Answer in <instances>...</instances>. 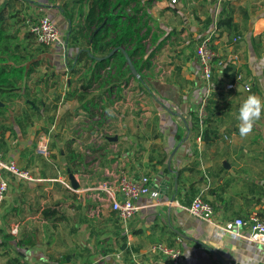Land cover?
<instances>
[{"label":"crops","instance_id":"0c3cea01","mask_svg":"<svg viewBox=\"0 0 264 264\" xmlns=\"http://www.w3.org/2000/svg\"><path fill=\"white\" fill-rule=\"evenodd\" d=\"M194 1L180 0L181 5H175L174 7L171 5L172 3L160 2L158 3V8L161 10L160 15L182 14L181 6L184 9L186 4L190 5ZM223 6H225L223 9L227 12H233L236 26L235 30L232 31L233 33L227 28H222L219 31L222 34L216 45L219 54L228 55L231 52L230 39L235 35L242 36L244 48L248 50L249 54H256L258 51L257 45L264 43L263 11L260 15L253 16L248 11L241 9L242 7L236 8L230 4H224ZM220 7L218 15L221 11ZM238 12L241 15L240 18L236 17ZM199 14L202 16L198 15V11L196 13L186 12V16L191 15L193 19L185 21L184 26H181V35L192 34L190 36L200 37L201 27L198 24L205 16L203 17L201 12ZM60 17L58 16V18ZM191 22L193 23L191 24ZM156 26L158 27L155 33L160 37V41L155 45L159 46L164 53L169 45L175 44V40L179 35L174 34L177 32L174 28L171 29L173 31H167L166 28L158 24ZM151 47L153 48L152 45ZM225 47H228V49L224 50ZM66 49L68 52V48ZM151 51L150 48L147 49L144 57L145 61L150 63V69L144 71L147 77L144 84L147 87L143 89L145 91L147 89L150 93L155 113L122 114L119 109L124 110L122 107L123 98L121 92L115 88L119 97L114 102V106L117 107L118 112L113 113L112 111L111 113L112 108L109 107V110L105 109L103 113H106L108 124H111V122L113 125L116 124V132L112 133L111 129H107L101 135V139L98 138V134L93 132L88 134L90 136L89 143L92 145L98 144L103 152L102 170L105 174L112 176L114 174L111 170L113 167L116 169L118 166H123L122 168H126L134 177L148 176L151 179V187L153 185L156 189H152L148 197L138 201L141 208L127 224L120 222L116 214L106 206L104 194L99 190L101 185L99 188L96 185L82 187L83 190L68 193L66 197H62L60 206L76 199L80 200V205L73 209L72 216L68 212L64 213L62 209L55 207L67 219L58 223L55 229L65 225V228L69 227L70 232H73L67 243H59L58 247L61 250L64 251L69 248V251L57 255L56 261H68L65 264H95L94 254L99 253L101 249V264H157L159 257L152 253V248L158 243H163L179 248L183 253L185 264H264L263 245L244 239H235L228 235H221L212 225L198 220L185 210V207H188L196 196H201L213 206L215 222L221 226H228L238 218L247 220L253 215L264 221V159L262 156L256 155V152L264 151V115L255 123L252 133L246 138H242L238 130V113H208L210 121L208 122L207 118L206 126L216 129L219 136L210 144H206L202 140L198 142L197 139L200 133L195 132L196 113H193L195 109H190L191 103H189V99L198 103L203 94L202 90H204V85L200 79L196 52L194 51L191 54L188 50L178 63L175 54L170 59L166 70H164L158 65L157 60L153 64L151 63L153 56L152 53L150 56ZM226 51L227 53H225ZM163 53L158 55L164 58ZM42 54L45 55L46 53L40 55ZM80 54L81 52L77 51L73 53L77 68L83 66L77 61ZM39 58L41 57L38 56L37 60ZM66 58L68 57L66 56ZM253 58L258 59L256 55H253ZM28 60L23 65L27 68L29 66L34 67V72L19 83L22 88L30 83L31 77L33 78L38 73V66L40 65L28 63ZM262 60L264 61V57L261 58ZM255 61L247 63L241 61L240 69L246 77L251 79L252 83L255 80L263 86L264 96V78L262 75L264 63L262 62V67H260L257 60ZM65 65V69L63 67L57 68L53 62L52 66L55 68L52 70L50 83L46 85L49 86V91H53L54 97H57L62 84L65 85L63 96L80 88L81 83L78 81V75L72 72L73 68L70 69ZM165 73L168 76L165 77ZM156 84L162 86L163 92ZM46 85L41 83L34 88L38 91ZM153 85H156L157 88ZM115 90L111 89L106 94L109 96ZM20 92L22 91L17 93L20 94ZM123 92H125V95L127 94L126 90ZM197 92L199 94L195 95ZM132 93L135 95L143 94L142 89L139 88L136 93L135 91ZM229 93L234 97H240L241 94L247 92L238 89L236 92ZM161 99L166 103L165 106ZM185 101L188 102L187 111L181 108ZM63 103L65 106H63ZM158 103L161 105L160 109H158ZM41 104V107L46 109L48 102L44 101ZM78 104L75 99H61L59 110L54 115V123L51 127H46L48 131L39 129L40 132L36 134V140L32 141V138L36 135L31 138V133H29L27 141L22 143L23 137H21L22 134H19L30 132V130L27 131L21 125L20 132L16 131L20 136V145L18 143L16 151L26 152V146L37 141H39V146L45 144L48 147L49 156L45 158L47 162L44 164L46 167H44V170L37 172L36 178L41 180L40 183L53 182V180H56V172L60 173L59 170H51V176H49L46 172L49 171L48 163L53 164L55 162L56 146L54 144L63 145L64 142L67 143V140H69L63 135H58V132L61 133L60 130L64 126L62 125L65 122L64 119L69 116L73 120L74 126V122L81 116L80 114L77 116L78 112L86 115L90 110L92 111V108H90L88 112L83 110L76 112L75 109ZM34 106L33 108L36 109ZM63 108H66L64 112ZM176 110H180V113L175 112ZM57 125L60 127L58 131L56 130ZM16 126L19 125L13 121L12 126L9 127V133L13 130V127L14 130H17ZM115 137L117 138L116 141L110 140V138ZM71 139L73 143L70 146L74 149L76 142L73 140L75 138L71 137ZM11 141V138H9V144H11ZM91 148L93 147L91 146ZM91 148L88 149V154L92 151ZM243 155H245V159L242 158ZM77 173L79 172L75 170V173L72 174L75 176ZM75 179L81 186L79 178L75 176ZM165 181H168L169 186L166 188L164 185V190H161V183ZM93 190L98 191V193H91L90 196L88 192ZM86 198H90L87 200L99 201L101 208L106 209L89 208L88 203L82 202ZM100 213L106 214V222L103 226L109 227L108 229L111 231L99 243L91 239L89 227L92 219L99 216ZM42 221L45 224H50L43 217ZM2 231L9 233V225L0 227V243L6 242L2 239ZM79 233H81V236ZM82 233H84L83 236ZM6 246L8 245L6 244ZM111 248L117 249V255H122L127 263H125V260L121 262L119 257H117L116 263L110 257L113 254L109 250ZM126 248L129 250L128 253ZM4 264H9V260L6 259Z\"/></svg>","mask_w":264,"mask_h":264},{"label":"rangeland","instance_id":"374dc122","mask_svg":"<svg viewBox=\"0 0 264 264\" xmlns=\"http://www.w3.org/2000/svg\"><path fill=\"white\" fill-rule=\"evenodd\" d=\"M72 1L73 0H49L46 2L41 1L43 3L33 6L17 2L13 5V9L8 12L7 16L9 36H7V38H4V41L1 43V45L5 49H10L11 51L17 50L16 53L21 55V57H24V60H28L30 58L28 60V63L33 62V64L37 63L36 65H40L38 66V73L35 74L33 78L31 77L30 83L26 84L25 87L20 89V91L22 92L18 94V99L9 101L4 96V94H0V132L5 131L4 139L6 142V145L4 147L2 146L0 150V152H2L1 159L5 162L9 161V158L14 159L16 161L17 167L21 171H28L29 175L32 178H36L37 172L44 170V167H46L44 164L47 162V160L45 159V157L38 153V147L40 145L39 141L33 144H31V142L28 146H26V152L16 151L18 143L20 141L19 135L22 134L21 137H23V139L21 142L25 143L27 141L26 139L30 135L29 133H31L32 138L33 135H36L40 132L39 129L48 131L46 127H51V125L54 123V115L59 110L60 100L65 98V96H63L65 89L64 84H62V88L59 89L60 91L58 90L59 92L57 97L53 96V91H49V86L46 84L50 83L52 70L55 68L54 66H52L53 62L55 63L57 68L63 67V69H65L64 64H66V67H69L72 63H75V61L73 62V53L76 51V49L74 50L73 43H71V40L69 38L71 34L69 32V23L68 21H66L67 19L63 16V14L59 11L60 6H63L65 4L70 6L72 4ZM164 1L168 2L169 4L172 3L171 5L173 7L175 5H181L180 0H178L177 2H173V0H149V2L146 4V10L150 12V16L152 19L148 17L142 19L140 24L141 28L139 30V34L143 36L146 34L147 30L150 29L149 37L148 39L143 41V45L145 46L146 50L150 48L153 51L151 63L153 64L154 61L157 60L158 65L161 66L164 70H166V67L169 65L168 63L170 62V59H172L175 54V57L178 58V63V61L182 60V57L185 53H187L188 50H190L191 54L194 53L198 41L214 28V23L216 22L215 19L219 16L218 9L220 6L221 11L223 7H225L223 6L224 4H230L236 8L242 7L241 9L248 11V13L252 14L253 16L260 15L262 11L264 13V0H195L194 2H191L190 5L186 4L184 9L181 6L182 14L175 15L174 13H171L167 15H160L161 10L158 8V3ZM188 8H190V10H188ZM76 9H78V6H76ZM191 11L195 13L198 11L199 16H202L201 14H199V12H201L203 14V17L205 16L204 19L200 20L201 23L198 24L199 27H201V30L199 31V38L190 36L192 34L185 36L181 35V26H184L185 21L187 22L193 19L191 15L186 16V12ZM126 14H129V12L126 11ZM42 15L48 16L50 19H52L58 26L61 33L60 42H56L52 46H43L39 44L35 37L29 32L28 21L34 17ZM9 16H11V18H9ZM58 16L61 17L58 18ZM236 17H241L239 12ZM192 23L193 22H191V24ZM156 24L163 28H166L167 31H173L171 29L174 28L178 32V34L177 32H175L174 34L179 35L175 40V44L169 45L164 53L158 48L159 46H154L153 48L151 47V43H153L152 39L154 37V33L157 31L156 29L158 27L156 26ZM105 33L108 35L110 34V32L108 31H105ZM232 36H234V34H232ZM155 44L157 45V43ZM79 46L86 48L87 44L82 42L81 44H79ZM257 46V53L249 54L248 50L244 48L243 39L241 43H239V45L235 46L233 49L236 52H239L241 61L243 63H247L250 61L256 62L255 60H257L258 65L262 67L261 63H264V61H261V58L264 57V43ZM66 48H68V52ZM227 49L228 47H225L224 50ZM159 52L164 54V58L163 56L158 55L160 54ZM41 53L46 54L40 55ZM225 53H227V51ZM253 55H256L258 59H254ZM38 56L41 57L39 58V60H37ZM66 56L68 58H66ZM144 57L141 60L143 63L145 61ZM79 64L84 65L83 63ZM164 76L166 77L168 76V74L165 73ZM254 82L252 83V91L249 92V94L243 93L240 97H234L231 95V93L228 92H219L213 94L212 99L209 100L208 103V113H238L240 104L248 95L251 94H255L264 99L262 92L263 86H261L258 81L256 82L254 80ZM41 83L45 84L46 86L44 88H40L38 91L35 90V88ZM144 85L138 83L135 79H131L130 83H128L127 85H122L123 87H120V90L118 89V91L121 92V97L123 98L124 102L122 103V107L124 110L128 109L126 112L119 109L122 114L155 113L154 104L150 97L151 95L150 93H148L147 89L146 91L143 89L147 87V85ZM156 85L153 86L157 88ZM158 87L160 88V91L163 92L162 86ZM138 88L142 89L143 94H137V96L132 92L135 91L136 93ZM203 89L204 90H202V93H205V88L203 87ZM124 90H126L127 92L126 95L125 92H123ZM100 92L101 90L94 91L92 92L91 96L98 95ZM198 92L200 93V91ZM198 92L195 93V95L199 94ZM117 93L118 92L115 90L109 96L106 94L105 97L102 98L101 102L98 105L93 106L92 111L90 110V112L86 115L82 112H78L77 116L79 114L81 116L74 122L75 127L73 126V120L70 119L69 116H67L64 119L65 122L63 121L64 123L62 124L66 126V128H64L63 126L60 130L61 133H64L61 134L60 132H58V135L67 137L69 139L67 140L68 142L71 141V143H73L71 137L75 138V140H73L74 142H76L74 152L78 156L75 157V160H71V165L76 169L77 172H79L77 173V175H75L79 178V182H81V186L78 190L73 189L70 183L68 169L65 167L62 162V158L60 157V152L69 155V149L66 142H64L63 145H59L58 143L54 144V146H56V155L54 159L55 162L53 164L48 163L49 171L46 172L47 174H49V176H51V170L60 171L59 174L56 172V180H53V182H28L24 179L11 177L8 173L5 172V175L9 180V191L7 194V199L3 202V204L0 205V227L9 225L10 231V226L16 223L19 225L18 233L14 234L17 238H20L23 235H30L34 238L36 237L38 246L34 250L27 252L25 258L27 264H53L54 261H56L55 258H57V255L61 253H67L69 251V248H66L64 251L61 250L58 245L59 243H67L69 237L73 235V232H70L69 227L65 228V225L58 229H55L50 224H45L42 221V217L40 215V210L42 208L48 206H52L54 208L58 207L60 208V210L62 209L64 213L68 212V214L72 216L73 209L80 205V200L76 199L75 201L68 202L67 204H62L60 206L62 197H66L68 193L81 191L83 190L82 187H92L96 185L99 188L100 185L113 180V176L105 174L102 170L103 152L102 150H100V146H98V144L92 145L89 143L90 136L88 133L93 132L94 134H98V138L101 139V135H103L104 131L107 129H111L112 133L116 132V124L114 123L113 125L112 122L111 124H108L106 113L103 112L105 111V109L109 110V107L112 108L111 113L112 111L113 113L118 112L117 107L114 106V102H116L117 98L119 97ZM44 101L48 102V104H46V109H43L41 107V103H43ZM161 102H163V105L165 106L166 103L162 101V99ZM32 103L35 105L36 109L33 108ZM170 103L173 104L172 102ZM189 103H191L190 109H195L193 113H197L196 111L199 107L200 100L197 103L192 102V99H189ZM63 106H65V104ZM160 108L161 105L158 106V109ZM181 108L182 110L187 111L188 102L185 101ZM63 109L64 112L66 108ZM175 112L180 113V110H176ZM43 117L46 118L44 119ZM13 121L19 126H16L17 130H14L13 127V130H11V132L9 133L8 130L9 127L12 126ZM21 125H23L27 131L29 129L30 132H22L18 135L16 131L20 132L19 128H21ZM197 126H195V132L199 128V124ZM56 128V130L58 131L60 128L59 125H57ZM52 135H54V133H52ZM1 136L2 135L0 133V137ZM7 137L8 140L9 138H11V144H9ZM36 138L37 135L36 137L34 136L32 138V141L34 139L36 140ZM91 146L93 148H91ZM90 148L92 149V151H90V153L88 154V149ZM256 155H260L264 159V151L256 152ZM242 158L245 159V155H243ZM122 167L123 166H118L116 167V169H114L113 167L111 170L114 172V174H116V172ZM91 193L96 194L98 193V191L93 190L91 192H88L90 196ZM87 199L90 198H86L82 202L88 203L89 208H100V210L106 209L101 208V203L99 201L96 202L93 199ZM105 222L106 214L102 213L92 219L89 229L92 236L91 239H93V241L100 243L104 239L105 235H107L108 232L111 231L108 229L109 227L103 226ZM83 234L84 233H82V236ZM79 235L81 236V233H79ZM74 238L76 237L74 236ZM7 247L8 246H0V264H4L6 262V259L9 260L15 257L13 254H9V252L11 251H9ZM109 250L111 254L113 253L110 257L114 261H116V263L118 260L117 257L120 258L121 262L122 260H125L122 255H117V249L111 248ZM100 256L101 249L99 250V253L94 254V260L96 262L95 264H101ZM125 263H127V260H125Z\"/></svg>","mask_w":264,"mask_h":264},{"label":"trees","instance_id":"16d2710c","mask_svg":"<svg viewBox=\"0 0 264 264\" xmlns=\"http://www.w3.org/2000/svg\"><path fill=\"white\" fill-rule=\"evenodd\" d=\"M41 1L46 2L49 0H0V94H4L9 101L18 99L17 92L22 88L19 83L25 77L33 74L34 67L29 66L27 68L23 65L27 60L16 53L17 50L11 51L1 45L4 38L9 36L8 12L13 9V5L17 2L33 6L43 3ZM148 2L149 0H73L70 6L65 4L59 7V11L69 21V32L71 33L69 38L73 43V48L77 52L81 51L77 61L84 64L81 68H77L75 63L69 66L70 69L73 68L72 72L78 75V81L81 83L79 89L71 93L68 92L65 96L66 100L75 99L78 101L76 112L79 110L88 112L90 108L101 102L107 91L115 88L118 90L123 83H128L131 79H135L140 84H144V81L147 80L144 71L150 69V63L148 61L143 63L141 60L147 53L143 41L148 39L150 29L143 36L139 34V30L142 19L151 18L150 13L146 10ZM76 6H78V9H76ZM126 11L129 14H126ZM216 25L219 31L222 28H227L230 32L235 30L233 12H227L223 9L216 20ZM105 31L110 32V34H106ZM221 37L222 34L218 32L215 39ZM159 41L160 37L155 33L152 39L153 43H151L152 46H156L155 43ZM82 42L87 44L86 48L79 46ZM116 48H123L129 54L135 68L141 75L140 79L132 75L126 57L120 49L110 58L98 60V58L106 57ZM158 48L160 49V47ZM151 53L153 55L151 51L150 56ZM237 73L238 69L227 66L220 71L215 81L221 83L223 78L227 76L235 78ZM262 75L264 78V69ZM97 90H101V92L98 95L91 96L92 92ZM195 124L198 125L197 116ZM0 133L2 135L0 137V148H2L6 145L5 131ZM198 133H200L199 128L197 129ZM218 136L216 129L206 126L202 132L201 140L206 144H210ZM66 144L68 145L69 155L60 152V157L65 167L71 173H75L76 169L72 167L71 160H75L78 155L71 148V141ZM41 215L53 228L57 227L58 223L67 220L63 213L52 206L42 208ZM2 236L6 242L0 243V246H6L7 244L8 250L11 251L9 254L15 256L9 259V264H27L25 260L27 252L38 246L36 237L23 235L17 238L11 231L9 233L2 231ZM126 251L129 252L128 248H126ZM66 262L68 261L60 260L54 261L53 264H65Z\"/></svg>","mask_w":264,"mask_h":264},{"label":"built area","instance_id":"2783aa9c","mask_svg":"<svg viewBox=\"0 0 264 264\" xmlns=\"http://www.w3.org/2000/svg\"><path fill=\"white\" fill-rule=\"evenodd\" d=\"M173 2H176V0H173ZM28 24L29 32L39 44L52 46L54 43L60 42V30L48 16L34 17L28 21ZM218 32L217 25L214 23V28L198 41L195 49L200 66V79L205 88V93H203L196 111L200 128L198 142L201 141L202 132L206 127V120L209 115L208 103L212 99L213 94L236 92L238 89H242L247 93L252 91L251 79L246 77L240 69L241 56L239 52L233 49L241 43L243 40L242 36H234L230 40L231 52L228 55H221L216 49L219 39H215V36ZM227 66L238 69L236 77L227 76L223 78L221 83H217L215 81L216 76ZM38 153L47 158L49 156L48 147L45 144L39 146ZM1 154L2 152H0V205L7 199L9 191V180L5 175L6 173L11 177L31 182L41 181L37 178H32L28 172L21 171L14 159H9L7 162L3 161ZM112 176L113 180L101 185L99 190L104 194L106 206L116 214L120 222L127 224L141 208L138 205V201L151 193V179L145 175L134 177L126 168H120ZM185 210L198 220L212 225L221 235L244 239L264 246V221L255 215L250 216L247 220L238 218L228 226H221L215 222L213 206L201 196H196L192 203L185 207ZM18 231L19 225L16 223L12 224L11 233L15 234ZM152 253L159 257L157 264H185L183 253L177 247L158 243L153 246Z\"/></svg>","mask_w":264,"mask_h":264},{"label":"clouds","instance_id":"9594fccd","mask_svg":"<svg viewBox=\"0 0 264 264\" xmlns=\"http://www.w3.org/2000/svg\"><path fill=\"white\" fill-rule=\"evenodd\" d=\"M264 115V99L251 94L240 104L237 119L239 121L238 130L242 138L250 135L255 123Z\"/></svg>","mask_w":264,"mask_h":264},{"label":"water","instance_id":"95a60500","mask_svg":"<svg viewBox=\"0 0 264 264\" xmlns=\"http://www.w3.org/2000/svg\"><path fill=\"white\" fill-rule=\"evenodd\" d=\"M119 49L123 51V53H124V55H125V57H126L127 65L129 66L132 75H133L134 77L140 79V78H141V75L139 74V72H138L137 69L135 68V66H134V64H133V61H132L131 57L129 56V54H128L123 48H119ZM119 49H118V48L114 49L111 53H109V55H107V56L104 57V58H98V60H103V59H108V58H110V57H111L115 52H117ZM79 52H81V51H79ZM110 140H112V141H116L117 138H116V137H115V138H110ZM68 174H69L70 183H71L73 189H74V190H75V189L78 190L79 187H80V185H79V183L77 182V180L75 179V176L70 172L69 169H68ZM167 182H168V181H165V182L161 183V186H162V187H161V190H162V189L164 190V185L166 186V188H168L169 183H167ZM151 188H152V189H154V188L156 189V187H153V185H152ZM173 200H174V197H173Z\"/></svg>","mask_w":264,"mask_h":264}]
</instances>
